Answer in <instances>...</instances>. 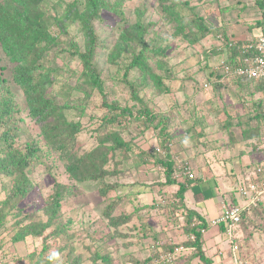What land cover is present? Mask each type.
Masks as SVG:
<instances>
[{"label":"rangeland","instance_id":"obj_1","mask_svg":"<svg viewBox=\"0 0 264 264\" xmlns=\"http://www.w3.org/2000/svg\"><path fill=\"white\" fill-rule=\"evenodd\" d=\"M64 1L66 5L75 0ZM171 4L179 5L181 17H202L212 28V34L196 47L184 36L178 35L177 26L166 19L168 12L164 7ZM124 8L126 22H120L116 16L104 12L103 21L95 25L100 38L98 60L103 71V93L96 90L90 101L85 103L84 94L74 90L71 103L78 107L83 105L85 111H72L68 116L83 125L78 136L82 154L96 148L101 135L114 131L117 124L112 125L105 119L110 117L109 106L117 104L120 109L130 108L132 115H128L121 121L123 124L118 125L126 129L123 134L126 139H133L135 143L133 156L130 161L121 163L123 166H119L118 175L106 177L100 182H77L66 172L65 164L55 156L49 159V165L56 167V177L47 172L45 166H38L29 174L32 182L30 194L17 204L11 201L12 178L0 176L2 264L144 263L153 248L150 235L156 234L159 239L167 240L169 232L176 243L187 240L182 230L175 226V223L183 221L184 208L174 206L172 210V206L178 203L174 198L178 189L175 192L173 189L161 190L162 180L167 178L165 173L148 170V166L138 158L142 156L141 150L150 151L153 147L161 146L163 137L159 134L160 129L167 127L176 135L182 146H176L177 142L173 145L175 159H191L193 169L196 168L194 161L202 155L212 161L220 159L212 162L219 167L230 145L242 143L247 146L264 141V98L258 85L233 78L216 81L215 75H212L213 66L220 58L213 50L217 35L225 33L245 42H254L263 35V29L256 24L263 15L257 0H124ZM47 11L51 14L54 12L48 8ZM139 19L152 27L149 38L159 37L165 40V45H170L168 56L163 60L169 69L165 82L172 89L170 93H160L153 87L150 77H145L138 69L128 71V59H122L117 66L107 61L120 37V28L125 24L136 23ZM61 39L69 45L66 35H62ZM75 40L83 42L81 38ZM151 63L155 72L162 75L166 73L156 61ZM57 64L62 69L63 81L75 87L76 79L69 78V75L80 73V59L63 53ZM15 66L0 46V76L5 81L0 93L5 96L10 91L20 109L15 115L19 129L16 131L19 134L16 143L24 144L26 137L21 128L31 131L35 138L41 136L39 128L28 117L25 95L14 80ZM129 84H135L134 91H137L139 99L150 103L151 108L158 113L152 126L151 123H144L143 119L138 121V110L142 103L134 99ZM105 103L109 106H105ZM116 113L119 112L112 111L111 116ZM188 129L191 133L187 132ZM253 136L257 138H251ZM119 159L122 157L111 161L106 169H116L115 162ZM123 173L129 175L124 178ZM57 181L63 191L60 193L63 195L58 207V218L45 228L49 222L46 208L52 205V198L58 190ZM110 185L119 187L111 189ZM149 192H153V195ZM194 192L195 187L189 195ZM153 205L157 208H153ZM129 215H132L131 222L117 224L120 218ZM253 218L248 220L253 224L246 221L247 235L239 241L240 257L244 264H264V211L260 210ZM142 224H148L152 234L140 230ZM172 226V230L166 231ZM212 240V254L219 251L220 247L225 256L232 255V244L227 238L221 236L215 242Z\"/></svg>","mask_w":264,"mask_h":264},{"label":"trees","instance_id":"obj_2","mask_svg":"<svg viewBox=\"0 0 264 264\" xmlns=\"http://www.w3.org/2000/svg\"><path fill=\"white\" fill-rule=\"evenodd\" d=\"M257 1L263 15L256 24L258 28L263 29L264 34V0ZM51 2L55 4H51ZM65 3L64 0H0V46L12 63L16 65L13 71L14 80L25 95L28 117L39 128L41 136V138H35L31 131L21 128L26 141L24 144L16 143L19 138L16 131L19 129L16 124L18 119L15 115L20 109H18L10 91L5 96L0 93V176L12 178L11 201L15 204L22 202L30 194L32 182L29 174H32L38 166H45L47 172L56 177L58 174L56 167L49 165V159L55 156H58V159L65 164L66 172L77 182H100L104 181L106 177L118 175L119 166H123L121 163L130 161L135 151L133 139L128 141L123 135L126 129H122V126L118 125H122L121 121L128 115H132L130 108L120 109L117 104L109 106L105 103V106L110 107L111 113L114 110L119 112L112 116L110 113V117L105 118L106 122L117 125L113 128L114 131H109L105 136L101 135L102 138L96 148L82 154L78 136L83 130V125L80 121L75 122L68 116L72 111H85L83 105L78 107L71 103L74 90L84 94L85 103L90 101L96 90L103 93V71L98 60L101 51L100 38L95 25L103 21L104 12L116 16L120 22H126L124 0H75L66 5ZM47 8L53 9L54 12L48 13ZM164 10L168 12L166 19L177 26L176 33L184 36L195 47L213 32L212 28L198 15L181 17L178 4L165 6ZM151 28V26L145 25L141 19L133 24H125L120 28V37L107 61L111 65L117 66L122 59H128V71L138 69L145 77H150L155 89H158L160 93L167 94L172 89L165 82L169 76V69L163 60L168 56L170 45H165L166 42L162 38H149ZM62 35L69 38V45L62 41ZM219 35L225 39L223 44L220 43ZM219 35L216 36V43L213 46L215 54L220 56L218 63L213 66L214 72H212L216 81L221 78H233L240 82L254 83L258 85V89L263 94L264 81H253L228 75L219 68L223 59L232 69L241 67L246 56L238 48L245 41L234 39L225 33ZM76 38H81L83 42L76 41ZM231 41H233L232 47L229 46ZM63 53L78 57L82 63L80 73L76 76L69 75V78L76 79L75 87L63 81L62 69L58 68L57 63ZM151 61H156L159 68L166 70V73L162 75L155 72ZM4 82L0 76V91ZM129 86L134 99L142 103L138 110V121L143 119L144 123H151L152 126L159 116L158 113L151 108L150 103L139 99L137 91H134L135 84H129ZM65 93L67 94L64 96ZM254 131L257 132L255 129ZM160 132L163 134L159 133L163 139L161 146L158 147L165 151V155L159 153L157 147H153L150 151L141 150L142 156L138 158L145 165L164 168L167 177L165 186L179 185L178 191L174 195L178 203L172 206V210H174V206L184 208L183 221L175 223V226L178 230H182V234L186 235L187 240L176 243L169 233L167 240L159 239L158 235L151 233L152 229L148 224H142L140 230L150 231L152 234L150 236H152L153 248L146 262L133 264H154V258L159 256V252L172 251L177 245L191 249L186 258V264H194L196 258L203 261L204 264H212L205 258L202 251L205 235L202 233V229L208 231L211 222L203 220L196 212L186 210L184 198L188 184L186 185L183 181L179 182L191 159L183 158L177 161L176 154L170 146L171 144L176 145L175 142L178 143L176 146H182V143H179L178 138H175L176 135L167 130V127H162ZM187 132L191 133V130L188 129ZM256 132L254 134H257ZM254 137L257 138V136L251 138ZM110 143L112 144L107 146ZM120 157L122 159L115 162L116 169L113 171L106 169L111 161ZM260 167L262 171L258 173V178L264 180V165H260ZM122 175L126 178L129 174L123 173ZM196 178L192 180H196ZM57 184L58 190L52 198V205L46 208L49 222L45 228L58 218V207L63 195L60 193L63 191L60 190L62 187L60 182L57 181ZM110 187L118 189L119 186L110 185ZM153 208H157V206L153 205ZM260 210L264 211V204H261L252 213H245L238 232L245 227L247 222L253 224L248 220H251L250 218H253ZM171 217H173L172 214ZM173 219L175 218L173 217ZM131 221L132 215H129L120 218L117 224L123 225ZM221 227L223 230L225 229L224 225ZM170 240L175 244H172Z\"/></svg>","mask_w":264,"mask_h":264},{"label":"crops","instance_id":"obj_3","mask_svg":"<svg viewBox=\"0 0 264 264\" xmlns=\"http://www.w3.org/2000/svg\"><path fill=\"white\" fill-rule=\"evenodd\" d=\"M234 144L235 145H230L227 148L228 151L224 154L225 157L222 159L224 161H220L219 167H216L217 164L212 162H218L220 159L212 161L202 155L199 159L194 161L196 168L194 167L193 170L197 177L196 180L188 181V178L179 179L180 183L183 181L186 185L188 184L184 198L186 210L196 212L203 220L211 222L217 219L221 214L224 204L241 203L242 199L236 194L235 189L242 181L254 178L257 168L260 165H264V141L260 140L259 142H253L250 143L251 145L247 146L242 143ZM173 152L175 153V151ZM136 164H139V162L136 161ZM147 169L154 170L155 172L157 171L158 173L159 171L164 172V168H156L153 165L150 167L148 166ZM145 176L148 177L147 175ZM165 183L166 180H162L161 189L165 186ZM193 187H195V192L193 195H189ZM164 188L166 190L173 189L175 192V190L179 188V185H166ZM149 193L153 195V192ZM171 229L172 228L169 227L166 231H170ZM224 232L225 229L223 230L222 227L210 226L204 235L202 251L205 258L212 264H235L234 253L230 256H225L220 247H218L219 251L215 252V254L210 252V244L212 245L211 238L213 242L221 236H224L226 239ZM207 234L209 238H207ZM238 235L240 239L244 236L246 237L247 233L245 227L242 228ZM238 256L241 258L240 250ZM194 264L204 263L196 258L194 259Z\"/></svg>","mask_w":264,"mask_h":264},{"label":"built area","instance_id":"obj_4","mask_svg":"<svg viewBox=\"0 0 264 264\" xmlns=\"http://www.w3.org/2000/svg\"><path fill=\"white\" fill-rule=\"evenodd\" d=\"M220 43H224V37L219 35ZM229 46H233V41ZM244 53L245 58L243 60V66L236 69H232L223 59L219 65V68L228 75H235L243 77L253 81H264V34L261 35L254 42H244L239 47ZM208 86V84H206ZM264 98V92H263ZM173 150V145L170 146ZM157 151L162 155H165V151L161 147H157ZM262 168L259 166L256 170L254 178L246 179L242 181L235 192L242 199L238 204H224L220 216L211 221L209 224L211 227L225 226V236L232 244V251L234 253V263L244 264L243 260L239 258L238 252L239 246V225L243 219L245 213H252L261 204H264V180L258 178V173H261ZM195 174L192 166L189 164L185 168L183 178L195 179ZM207 231L202 229V233ZM172 242V240H170ZM172 244H175L172 242ZM191 252L190 248L177 245L172 251L159 252V256L154 258V264H186V258ZM0 264L1 258H0ZM133 264V263H131Z\"/></svg>","mask_w":264,"mask_h":264}]
</instances>
